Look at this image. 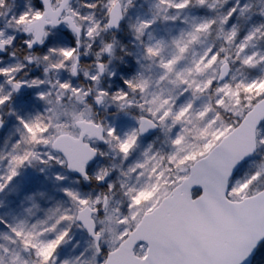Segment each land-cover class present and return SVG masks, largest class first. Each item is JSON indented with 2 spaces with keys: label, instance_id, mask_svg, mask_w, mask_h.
Instances as JSON below:
<instances>
[{
  "label": "snow or ice",
  "instance_id": "6c2138e0",
  "mask_svg": "<svg viewBox=\"0 0 264 264\" xmlns=\"http://www.w3.org/2000/svg\"><path fill=\"white\" fill-rule=\"evenodd\" d=\"M129 5L131 0H82L81 7H72L71 0H39V6L8 16L7 0H0V18L7 17L0 26V53L23 38L25 48L40 52L25 57L29 64L44 63L45 74L69 69L71 74L27 78L21 75L24 63L2 62L0 56V110L7 108L20 133L11 150L0 154V161L8 160L0 195L18 194L22 169L34 161L41 173L57 169L55 182L63 194L43 215L33 212L41 207L36 193L27 194L31 204L25 211L35 217L32 221L0 214V234L7 241L0 243V264L264 261V71L240 80L232 72L237 61L253 70L264 63V50L249 51L264 39V20L253 21L243 33L236 23L245 12L264 17V7L233 0L222 14H214L210 0H156V11L138 17L133 26L142 51L127 55L139 69L145 67L142 61H150L157 74L121 73L115 88L106 87L102 53L111 55L113 43L104 42L94 53V70L83 73L89 84L78 86V66L87 59L81 41L92 49L102 33L121 28ZM194 7L202 14L189 21L185 12ZM178 20L189 27L170 41L154 38L157 23ZM197 45L199 54L189 58ZM26 89L45 105L27 118L12 106ZM109 102L131 115L136 126L121 135L114 125L98 121L95 107ZM4 124L0 117V128ZM153 129L164 132L171 150L153 151L149 145L142 158L121 167L120 175H134L139 187L127 180L117 187L110 178L117 165L93 167L97 157L107 155L100 143L126 161ZM70 175L80 178L79 186L65 183ZM117 191L126 200H115ZM146 194L152 198L143 199Z\"/></svg>",
  "mask_w": 264,
  "mask_h": 264
},
{
  "label": "rangeland",
  "instance_id": "374dc122",
  "mask_svg": "<svg viewBox=\"0 0 264 264\" xmlns=\"http://www.w3.org/2000/svg\"><path fill=\"white\" fill-rule=\"evenodd\" d=\"M211 3L214 4V8L212 9L214 14H222L233 2V0H210ZM243 3L244 0H241ZM249 3L252 4L253 9H259L260 7H264V0H248ZM9 11L8 16H11L13 12H19L24 9H30L32 7H36V2L34 0H7ZM55 3V2H53ZM127 3V0H125ZM156 0H131V5L128 7V12L124 18V24L120 32L112 37L110 40L113 43V53L111 54L109 60L107 61L108 71H106L103 79V84L108 87L111 86L115 88L116 85L120 82V74L124 73L127 75H131L133 72L137 70H142L146 74L151 73L155 76L158 72V69L155 68L154 65L149 67L151 64L150 61H142L145 65L143 69H139V66L136 63L134 56L127 55L128 51H132L137 55L142 51V46L138 41L135 40V29L134 25L138 22L139 18H144L145 16L152 15L155 11ZM72 7H81V0H74L71 4ZM202 14V10L198 7H194L192 9H188L185 12V15L189 17V21H191V17L194 15ZM251 15V19L249 16ZM4 19L7 17L0 18V26H3ZM264 20V17L259 16L258 14L252 15V12H245L243 16H241L236 23H238L240 27L241 33L247 31L249 25L253 23V21ZM189 24L182 23L180 20L175 23H157L152 31L154 34V38L163 37L165 40L170 41L171 37L178 34L181 28L187 29ZM11 31L12 29H8ZM219 30V29H218ZM107 35V32L102 33L95 42V47L89 49L87 43L85 41H81L82 53L87 59L83 60V65L80 68V76L83 78V73L87 70H94V66L91 62L94 61V53L102 47V43H104V39ZM145 41L148 40V35L145 33L144 37ZM219 42L220 37L214 33L213 37ZM23 38L17 40L16 44L10 47L8 54L3 57L2 62L9 61H18L24 63L26 67L21 75L27 74V78H31L33 75H41L43 78L47 76L52 80L60 78H71L70 69L66 70L63 73H53L49 72L45 74L43 72L44 67L46 66L44 63L33 61L29 64L25 57L27 55H39V50H29L25 48L23 44ZM254 48H258L264 50V39H259L254 41L253 44L249 46V51L254 50ZM201 49V45L195 46L189 52V58L194 55H198ZM173 47L169 44L166 49L168 54L173 52ZM14 52L15 55H11ZM104 58L105 54L102 53ZM115 71L116 76L113 77L111 72ZM262 71H264V63H261L256 69H249L246 66H242L239 61H237L233 67L232 72L236 76V80L250 78L253 75H259ZM84 79V78H83ZM85 80V79H84ZM87 81V80H86ZM89 83V81H87ZM78 86H82L80 83H77ZM169 88L172 87L171 84L167 85ZM24 101V102H22ZM12 106L19 110L22 114L27 118L28 116H34L37 112H43L45 105L39 102L35 96L32 94L30 90H23L21 94H19L12 101ZM81 107H83L81 105ZM95 116V112H94ZM0 117L5 120V124L2 128H0V154L7 153L11 150L12 144L16 139L19 138L20 133L16 130V121L10 115H8L7 108L0 110ZM96 118V117H95ZM62 119H68L64 117ZM100 121L105 124L114 125L118 132L123 135L125 132L130 130L131 127L136 126V122L131 115L125 114V112L119 110L114 103H107V106H103L102 111L99 116ZM151 145L152 150L155 151L157 149L162 152L170 151V145L167 143L164 132L160 130L155 136L151 138H140L138 147L133 153L132 157L129 160H122V157L109 146H104L100 144V147L103 151L107 153L106 156L99 157L97 162L94 163V168H99L101 166L111 167L112 165H117V167H111L110 178L115 182L116 186H119L121 180H127L129 185L137 184L136 178L133 175L131 178L123 177L120 175L121 167L126 168L132 160L136 158H142V154L145 148ZM8 160L7 157L3 161H0V174H3L5 168L7 166ZM40 164L39 162L34 161L32 165H28L26 168L22 169L21 176L19 177V181L21 183V188L19 193H11L0 195V201H3L0 204V214L8 213L9 219L11 220L14 216L16 219H28L32 221L35 219L33 216H29V214L25 211L31 204V201L25 199L27 194L36 193L34 196V200L40 204V209H33V212L37 215H43V210L49 206L55 205L57 201L62 199L63 194L59 191V185L55 182L54 172L57 171L56 168H49L46 173H41L39 171ZM78 178L70 175L68 180L65 183H72L73 185H77ZM97 191L99 189H96ZM126 190V189H125ZM44 193L40 195V193ZM152 194H146L143 199H151ZM115 200H126V197L122 195V191H117L115 193ZM160 199H163V196L160 195ZM23 201V203H21ZM122 207V205H121ZM0 243H7L4 240L2 234H0ZM140 249L137 250L139 252Z\"/></svg>",
  "mask_w": 264,
  "mask_h": 264
},
{
  "label": "water",
  "instance_id": "95a60500",
  "mask_svg": "<svg viewBox=\"0 0 264 264\" xmlns=\"http://www.w3.org/2000/svg\"><path fill=\"white\" fill-rule=\"evenodd\" d=\"M72 1H73V0H71V2H72ZM123 22H124V21H123ZM122 25H123V23H122ZM121 27H122V26H121ZM120 29H121V28H119V29H115L114 31H112V33H117V32H119ZM5 54H6V52H2V53H0V56H4ZM109 57H110V55H109V54H106V58H109ZM79 67H80V65L78 66V71H79ZM104 75H105V74H104ZM95 108H96V110H97L96 116H99V114H100V112H101V108H102V106H99V105H98V106H96ZM158 131H159V129H153V130H150L149 132L143 134V135L141 136V138L152 137V136L155 135ZM101 144L107 146V144H105V143H101ZM97 159H98V157H97ZM139 243H140V241H137L136 245L134 246V247H135V251L137 250Z\"/></svg>",
  "mask_w": 264,
  "mask_h": 264
},
{
  "label": "trees",
  "instance_id": "16d2710c",
  "mask_svg": "<svg viewBox=\"0 0 264 264\" xmlns=\"http://www.w3.org/2000/svg\"><path fill=\"white\" fill-rule=\"evenodd\" d=\"M81 3H82V0H81ZM112 36H113L112 34L107 33V35H106V37L104 39V42L111 43L110 37H112ZM82 85L84 87H87V85L85 83H83V82H82ZM91 187H94V186L92 185ZM258 264H264V261H260L259 258H258Z\"/></svg>",
  "mask_w": 264,
  "mask_h": 264
}]
</instances>
